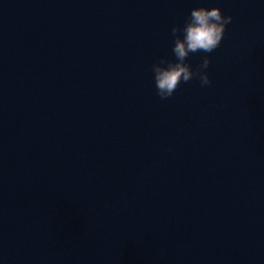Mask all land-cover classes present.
I'll return each mask as SVG.
<instances>
[{"label": "water", "instance_id": "water-1", "mask_svg": "<svg viewBox=\"0 0 264 264\" xmlns=\"http://www.w3.org/2000/svg\"><path fill=\"white\" fill-rule=\"evenodd\" d=\"M197 7L212 82L162 100ZM0 264H264V0H0Z\"/></svg>", "mask_w": 264, "mask_h": 264}, {"label": "clouds", "instance_id": "clouds-1", "mask_svg": "<svg viewBox=\"0 0 264 264\" xmlns=\"http://www.w3.org/2000/svg\"><path fill=\"white\" fill-rule=\"evenodd\" d=\"M231 15L225 16L220 7H197L190 12L184 26L176 25L171 29L174 37L172 53L175 59L161 57L153 66L157 95L166 100L173 96L181 83L198 78L201 86L211 84L206 71L211 58L204 56L202 63L193 70L188 61L190 54L196 52L211 53L217 49L226 33L227 26L232 22Z\"/></svg>", "mask_w": 264, "mask_h": 264}]
</instances>
